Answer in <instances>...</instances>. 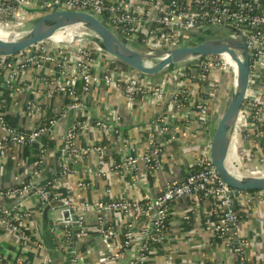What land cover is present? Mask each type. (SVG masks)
Instances as JSON below:
<instances>
[{
	"label": "built area",
	"instance_id": "2783aa9c",
	"mask_svg": "<svg viewBox=\"0 0 264 264\" xmlns=\"http://www.w3.org/2000/svg\"><path fill=\"white\" fill-rule=\"evenodd\" d=\"M262 2L263 0H148L141 6L138 0H0V26L6 23L2 29L8 31L13 29L10 26V23L14 22L13 18L18 16L17 18L20 17L23 21L27 20L22 19L30 15L25 9L57 6L59 10L81 11L100 19L104 18L128 43H138L142 48L155 52L196 43L212 26H231L239 29L247 42L251 72L247 100L240 112L230 150L234 151L235 166L254 174L264 171ZM83 29L85 28H69L32 51L14 57H0V72L5 75L6 87L15 86L21 75L27 72H42L49 65L51 78L43 80V85L37 93L48 96L58 94L70 98L71 102L66 110L75 114V120L64 136V145L60 152L62 163L56 173L59 179L75 177L80 160L89 153L97 156L96 171L101 177L107 178L114 171L135 175L140 172L141 166L150 174L157 173L161 169L163 147L157 144L156 140L155 144L152 139L149 140L148 151L144 155L127 154L120 164H112L109 161L107 147L101 142L92 144L86 150L76 147L77 138L87 132L104 130L119 134L115 123L108 126L103 121H94L88 113L86 97L99 82L102 81L121 92L127 106L131 108L146 98L161 102L166 97L164 83L149 87L144 84L145 77L130 69L113 66L115 59L105 53L98 43L84 38ZM95 54L107 58L101 78L93 71L97 64ZM154 63L157 61L149 62L151 65ZM163 78L173 82L168 114L160 115L152 124L159 128L160 133L167 134L170 123H191L192 116L195 115H198V122L207 124L209 99L221 91V84L225 80H228L229 90L233 91L236 86L237 66L229 58L210 56L190 67H176ZM189 111L195 115L189 114ZM58 122L59 117L52 116L35 129L26 130L11 127L0 117V131L3 134V137H0V165L6 162L9 146L41 145L38 162L30 179L14 187L3 188L0 185V226L7 233L16 235L24 247L30 245L38 252H48L41 237L35 238L28 234V222L35 217V213L26 208V201L30 198H34L40 206V213L36 212L40 216L46 206L57 201L62 202L65 207L63 211L69 213L68 220L60 213L51 223V233L58 239L57 251L65 258L73 238V230L70 227L72 217H79L78 237L79 240H84L88 230L87 216L95 211L102 216L99 232L103 240L120 237V250L125 255L131 253L132 256L128 264H146L149 255L154 254L165 243L171 207L193 197L212 201L216 205L214 212L221 216V221L215 227L219 239L227 240L229 237L240 242V216L235 208V196L240 192L234 191L220 179L210 158V147L184 177L169 181L163 191L146 202L129 199L76 202L59 192L53 196V180L41 185L36 180L47 158L44 139L55 130ZM119 142L124 145L122 139ZM89 185V182L82 179L77 183L78 188L85 189ZM32 192L35 193L31 195ZM255 197L264 201V192L256 193ZM6 201H10L9 205H6ZM115 215L128 218L120 236H115L106 226L107 218ZM184 220L188 222L190 216H184ZM80 262L81 256L76 249L73 264ZM102 262L117 264L118 256L113 254L111 257H104ZM239 263L243 264L242 261ZM0 264L25 263L22 260H9L0 253ZM44 264L55 262L48 256Z\"/></svg>",
	"mask_w": 264,
	"mask_h": 264
},
{
	"label": "crops",
	"instance_id": "0c3cea01",
	"mask_svg": "<svg viewBox=\"0 0 264 264\" xmlns=\"http://www.w3.org/2000/svg\"><path fill=\"white\" fill-rule=\"evenodd\" d=\"M147 1L138 0V3L142 6ZM262 5L264 7V0ZM86 39L96 42L90 36ZM95 57L97 64L93 71L101 78L107 58L101 54H95ZM49 67L47 65L42 72H27L21 75L12 88L6 87L5 75L0 72V117H3L9 126L26 130L35 129L52 116L59 117L55 130L44 139L47 158L36 181L41 185L53 180L56 192L67 195L76 202H96L103 199L146 202L154 198L164 190L169 181L184 177L203 152L208 150L214 129L227 102L223 103L222 95L221 99H212L209 102L210 120L207 124L198 122V115L192 110L189 114L195 116H192L191 123L172 122L166 134L160 133L159 128L152 123L160 115L168 114L173 82L166 81L163 77H145L146 86L165 84V100L155 102L146 98L131 108L127 106L121 92L101 81L86 97L88 113L94 121H103L108 126L115 123L119 134L104 130L87 132L77 138L76 147L86 150L92 144L101 142L107 147L109 161L112 164H120L127 154L144 155L148 151L149 140L152 139L154 144L156 140V143L163 147L161 169L155 174H150L141 166L140 172L135 175L114 171L105 178L97 174V156L89 153L80 160L75 177L59 179L56 173L62 163L60 152L66 131L75 120V114L66 110L71 102L69 97L37 93L43 85V80L51 78ZM227 90L230 92L229 88ZM64 112L66 113L62 116ZM1 136L3 137V134L0 131ZM121 139L124 145L119 144ZM40 148V144L30 147L9 146L6 162L0 165V185L9 188L30 179L38 162ZM229 152L232 157L234 151ZM81 179L89 182V187L78 188L77 183ZM253 195L240 192L235 196V208L240 216V242L229 237L227 240H221L216 235L215 227L221 221V216L214 212L216 205L212 201L193 197L174 204L171 207L165 243L154 254L149 255L146 264H240V261L243 264H264V201ZM9 203L10 201H6V205ZM26 208L35 213L28 226L34 229L40 238L41 216L36 213V200L28 199ZM187 215L190 216L188 222L184 220ZM101 218L95 211L88 214L87 235L84 240H80L77 248L81 256V262L78 264H104L102 259L113 254L118 256L117 264H128L132 259L131 253L125 255L120 250L122 240L116 236H120V231L128 220L127 216L115 215L107 218L106 226L116 236L109 241H104L99 232ZM54 240L57 242L56 236ZM0 253L9 260H22L25 264H44L48 256L55 264H68L65 256L58 252H38L24 247L16 235L7 233L1 226Z\"/></svg>",
	"mask_w": 264,
	"mask_h": 264
},
{
	"label": "water",
	"instance_id": "95a60500",
	"mask_svg": "<svg viewBox=\"0 0 264 264\" xmlns=\"http://www.w3.org/2000/svg\"><path fill=\"white\" fill-rule=\"evenodd\" d=\"M36 12L45 10L47 13L35 19L31 32L11 39L0 38V57H14L32 51L37 47L55 39L63 31L82 27L97 32L101 37L99 46L128 69L146 78H161L176 67H190L210 56H223L232 60L237 66L236 86L228 98L221 118L216 125L210 145V158L220 179L237 192H264V176L242 179L233 175L225 166V159L230 151L232 137L238 122L240 112L247 100L249 89L251 63L247 42L244 34L231 26H212L205 31L196 43L175 47L170 50L153 51L147 48H136L119 35L106 19H100L92 14L59 10L57 6L47 9L28 10ZM140 51L150 53V58L144 59ZM163 57V60L157 61ZM210 118H208V121ZM35 192H32L34 194ZM62 202H53L46 206L41 215V240L50 252L57 251V242L51 233V223L56 215L69 219V213L63 211ZM70 227L73 230L72 243L66 254L68 264H73L75 250L79 245V217H72Z\"/></svg>",
	"mask_w": 264,
	"mask_h": 264
},
{
	"label": "bare ground",
	"instance_id": "6f19581e",
	"mask_svg": "<svg viewBox=\"0 0 264 264\" xmlns=\"http://www.w3.org/2000/svg\"><path fill=\"white\" fill-rule=\"evenodd\" d=\"M31 32V28H29L23 35H26L28 33ZM89 33L91 34L92 38L98 43L100 44L101 43V37L100 35L93 31V30H90V29H83L82 30V35L84 38H87L89 36ZM14 34H11L10 32H8L7 30H4L2 28H0V38H3V39H11L13 38ZM22 36V35H21ZM140 54L142 55V57L144 59H148L150 58V54L145 52V51H140ZM160 60H163V57H159L158 60L156 61H160ZM235 155H232V157L230 156V152L228 153L226 159H225V166L226 168L235 176L239 177V178H242V179H247V178H254V177H262L264 176V171H259L258 173H248V172H245V171H242L240 169H238L235 164Z\"/></svg>",
	"mask_w": 264,
	"mask_h": 264
},
{
	"label": "rangeland",
	"instance_id": "374dc122",
	"mask_svg": "<svg viewBox=\"0 0 264 264\" xmlns=\"http://www.w3.org/2000/svg\"><path fill=\"white\" fill-rule=\"evenodd\" d=\"M22 13V12H21ZM20 12H19V14H21ZM18 17V16H17ZM13 18V20H14V22H11L10 23V26H11V28H13L12 30H10V29H8V31H10V33L11 34H14L13 36L14 37H20L21 35L23 36V34L29 29V28H31L32 27V25L34 24V21H35V19H31L32 17L30 16V15H26L25 17H22V19H24V18H27V20H25V21H23V20H21L20 19V17L19 18ZM29 18V19H28ZM6 25V23L5 24H3V25H1L0 27L1 28H3L4 26ZM18 25V26H17ZM9 26V27H10ZM13 37V38H14ZM221 95L223 96V99H222V101H223V103H225L227 100H228V98L230 97V95H231V93L229 92V93H227V96H225V94L224 93H218L217 95H215L214 96V98H212L213 100H216V99H221ZM228 97V98H227ZM212 99H209V102H211L212 101ZM211 105H210V103L208 104V109H209V107H210ZM264 145V144H263Z\"/></svg>",
	"mask_w": 264,
	"mask_h": 264
},
{
	"label": "trees",
	"instance_id": "16d2710c",
	"mask_svg": "<svg viewBox=\"0 0 264 264\" xmlns=\"http://www.w3.org/2000/svg\"><path fill=\"white\" fill-rule=\"evenodd\" d=\"M262 7H263V5H262ZM263 9H264V7H263ZM45 13H47L45 10H38L36 12H30V16L33 17V19H37V18L41 17L42 15H44ZM89 36L92 37L90 33H89ZM133 46L136 47V48H140V46L138 45V43L134 44ZM113 66L119 67L121 69H128L126 66H124L123 64H121L118 61H115L114 64H113ZM228 85H229L228 84V80L223 81V83L221 84V86H222L221 93H224L225 96L227 95V93H229L228 90H227L228 89ZM51 193L54 196L57 192H56V190L51 189ZM256 193H258V192H248L246 194L253 195V194H256ZM40 210H41V208H40V206H38V210H36V212L38 211V213H40ZM168 227H169V225H168ZM168 227H167V231H168ZM28 234L31 235V236H33V237H35V238H38V236H35V230L34 229L33 230L30 229L28 231ZM26 248L33 249V247H31L30 245H28Z\"/></svg>",
	"mask_w": 264,
	"mask_h": 264
}]
</instances>
